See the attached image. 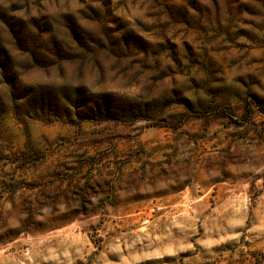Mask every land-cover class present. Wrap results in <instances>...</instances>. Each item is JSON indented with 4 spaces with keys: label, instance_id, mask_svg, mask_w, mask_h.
Here are the masks:
<instances>
[{
    "label": "rangeland",
    "instance_id": "obj_1",
    "mask_svg": "<svg viewBox=\"0 0 264 264\" xmlns=\"http://www.w3.org/2000/svg\"><path fill=\"white\" fill-rule=\"evenodd\" d=\"M0 264H264V0H0Z\"/></svg>",
    "mask_w": 264,
    "mask_h": 264
}]
</instances>
